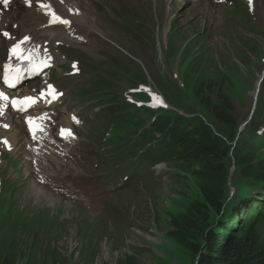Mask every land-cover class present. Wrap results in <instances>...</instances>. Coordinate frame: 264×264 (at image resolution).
Wrapping results in <instances>:
<instances>
[{
	"label": "rangeland",
	"instance_id": "rangeland-1",
	"mask_svg": "<svg viewBox=\"0 0 264 264\" xmlns=\"http://www.w3.org/2000/svg\"><path fill=\"white\" fill-rule=\"evenodd\" d=\"M77 1L112 42L101 54L128 70L118 80L124 98L137 88L142 92L133 102L152 109L157 95L169 106L153 109L159 126L176 139L198 141L205 124L217 127L193 93V86L206 80L228 90L242 128L239 142L226 171L207 172L180 161L166 168L169 183L154 178L140 198L127 193L119 208L132 228L91 221L77 210H59L53 222L37 220L17 170L0 158V222L12 205L10 229L21 224L18 232L0 239V255H10L17 264H196V249L205 245L207 233L247 232L256 224L255 211L264 209L256 201L259 195L264 201V0H258L260 15L252 23L240 20L233 9H199L186 0L173 8L164 0L159 13L155 0H105L121 12V27ZM105 14L116 21L112 11ZM248 153L261 167L253 182H241Z\"/></svg>",
	"mask_w": 264,
	"mask_h": 264
},
{
	"label": "trees",
	"instance_id": "trees-1",
	"mask_svg": "<svg viewBox=\"0 0 264 264\" xmlns=\"http://www.w3.org/2000/svg\"><path fill=\"white\" fill-rule=\"evenodd\" d=\"M194 92L220 127L216 131L218 135H215L211 127L204 126L203 137L199 141H188L182 146V157L208 172L219 173L228 168L230 143L237 130L234 107L230 95L217 86L201 81L195 85ZM257 214L255 226L247 232L226 230L222 234L207 233L204 247L196 249L197 264H264V213ZM0 264H16V260L0 257Z\"/></svg>",
	"mask_w": 264,
	"mask_h": 264
},
{
	"label": "bare ground",
	"instance_id": "bare-ground-1",
	"mask_svg": "<svg viewBox=\"0 0 264 264\" xmlns=\"http://www.w3.org/2000/svg\"><path fill=\"white\" fill-rule=\"evenodd\" d=\"M66 1V3H71L72 5H73V7L75 8L76 6L73 4V0H65ZM156 2H157V7L158 8H160V0H156ZM80 21L81 22H85L86 21V19H85V17L83 16V15H81V16H76V18H75V23H76V25H81V23H80ZM196 100L198 101L199 99H197L196 98ZM199 103H200V100H199ZM255 107V106H254ZM203 108V107H202ZM204 109V108H203ZM254 109V108H253ZM205 110V109H204ZM206 111V110H205ZM207 112V111H206ZM208 113V112H207ZM210 115V114H209ZM63 121H65L66 122V120H63ZM215 135H218L217 133H215ZM0 138H4L9 144H11V147L15 150L16 149V147H17V145H18V143H19V137H18V132L17 131H15V132H13V133H10V134H7V132L6 133H4L2 136H0ZM21 147H22V145H21ZM23 150V149H22ZM244 162H245V166H244V168L246 169V171L244 170V172L246 173V174H249V173H251V174H253L252 176H249V175H246V174H244L243 173V175H242V178L243 179H241L240 181L241 182H253L254 181V179L256 178V176H257V172H258V169L261 167L260 166V164L258 163V162H256L255 160H254V158H253V155L252 154H250V153H248V154H246L245 155V160H244ZM142 186H144V185H142ZM33 190H36L37 192H38V194H37V197H36V199H37V201H36V206H37V208H47V206L46 205H51V204H55V205H59L60 207H63V208H65V209H67V210H77V211H83V210H81V209H79V208H76V207H73V206H71V205H68V204H65V203H63V202H61L60 200H58V199H55L54 197H52L51 195H49L47 192H45V191H43L42 189H40V188H38V187H36V186H34V188H33ZM260 196L261 195H259V196H257L256 197V201L259 203V204H261V203H264V201H262L261 199H260ZM261 197H263V196H261ZM28 199H30V194H28ZM239 206H241V204H239L238 205V207ZM239 210L242 212V211H244L245 209H244V205L243 206H241L240 208H239ZM38 211L40 212V210L38 209ZM48 212H49V214L50 215H52L53 213H54V210L53 209H48ZM260 214H261V210H260ZM89 218H92V219H96L95 218V216L94 215H92V214H89V213H87L86 214ZM213 232V231H212Z\"/></svg>",
	"mask_w": 264,
	"mask_h": 264
},
{
	"label": "snow or ice",
	"instance_id": "snow-or-ice-1",
	"mask_svg": "<svg viewBox=\"0 0 264 264\" xmlns=\"http://www.w3.org/2000/svg\"><path fill=\"white\" fill-rule=\"evenodd\" d=\"M0 3H4L5 5H7L8 0H0ZM53 15H54V14H53ZM56 19H59V18L57 17ZM61 22H63V23H67V21H61ZM5 35H7V33H5ZM5 82H6V83L8 82V81H7V78H6V81H5ZM9 86H13V85L10 84ZM0 99H7V97H5V96L3 95V93H0ZM25 100H26L27 102H29V103L34 102V101L32 100L31 97H27V98H25ZM17 103H20V102L13 101V104H14V105L17 104ZM5 127H7V125H5ZM62 134H63V133H62ZM4 143H7V141L5 140Z\"/></svg>",
	"mask_w": 264,
	"mask_h": 264
}]
</instances>
